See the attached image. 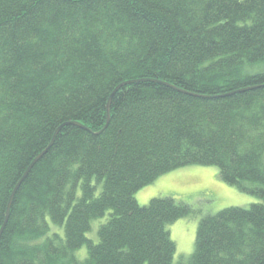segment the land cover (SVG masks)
<instances>
[{
    "label": "trees",
    "instance_id": "obj_1",
    "mask_svg": "<svg viewBox=\"0 0 264 264\" xmlns=\"http://www.w3.org/2000/svg\"><path fill=\"white\" fill-rule=\"evenodd\" d=\"M46 148L0 264H172L194 212L134 195L188 165L260 201L202 216L176 264H264V0H0V227Z\"/></svg>",
    "mask_w": 264,
    "mask_h": 264
},
{
    "label": "rangeland",
    "instance_id": "obj_2",
    "mask_svg": "<svg viewBox=\"0 0 264 264\" xmlns=\"http://www.w3.org/2000/svg\"><path fill=\"white\" fill-rule=\"evenodd\" d=\"M134 196L140 205L147 204L153 197L170 196L188 204L194 212L191 216L181 217L166 226L176 245L172 264L192 253L197 225L202 216L214 214L229 206L247 207L260 201L220 180L217 167L203 165H188L162 174L136 191ZM106 217L107 215L91 221V228L86 236L92 241L97 242V229ZM49 223L50 232L61 230ZM75 254L78 259H83L87 254L86 246L80 247Z\"/></svg>",
    "mask_w": 264,
    "mask_h": 264
},
{
    "label": "water",
    "instance_id": "obj_3",
    "mask_svg": "<svg viewBox=\"0 0 264 264\" xmlns=\"http://www.w3.org/2000/svg\"><path fill=\"white\" fill-rule=\"evenodd\" d=\"M137 80H128V81H124L122 82L121 84H119L115 90H117L120 86H123L125 84H129V83H132V82H135ZM250 88H253V87H250ZM246 89H249V88H243V89H240L239 91L241 90H246ZM106 124H105V127L107 126L108 124V121H109V101H108V104H107V110H106ZM73 124H77V125H80L82 127H84L82 124L80 123H77V122H72ZM104 127V128H105ZM52 141L50 142V145H51ZM47 148H49V146ZM47 148L41 152L40 154H38V156H36L34 158V160L30 163V165L28 166V168L26 169V171L24 172L23 176L21 177V179L18 181V183L15 185V187L13 188L12 192L10 193V196H9V199H8V202H7V206H6V213H5V217H4V220H3V223H2V226L0 227V236H1V233L3 231V228L8 220V217H9V212H10V207H11V202H12V199H13V196L17 190V188L19 187L20 183L22 182L23 178L26 176V174L28 173L29 169L33 166V164L39 159V157L47 150Z\"/></svg>",
    "mask_w": 264,
    "mask_h": 264
}]
</instances>
